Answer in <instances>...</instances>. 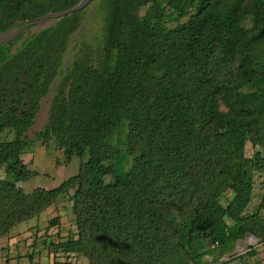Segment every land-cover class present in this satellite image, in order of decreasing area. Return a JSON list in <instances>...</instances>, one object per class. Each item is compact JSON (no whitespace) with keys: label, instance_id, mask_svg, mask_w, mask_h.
I'll list each match as a JSON object with an SVG mask.
<instances>
[{"label":"trees","instance_id":"trees-1","mask_svg":"<svg viewBox=\"0 0 264 264\" xmlns=\"http://www.w3.org/2000/svg\"><path fill=\"white\" fill-rule=\"evenodd\" d=\"M81 1L0 0V35L29 24L0 43V236L70 194L78 236L50 252L91 264H201L189 244L210 240L200 255L212 245L222 257L260 237L264 218L245 211L264 155L243 154L264 149V0H101V40L65 67L85 10L31 29ZM39 141L82 161L57 187L27 192L19 182L38 173L23 155Z\"/></svg>","mask_w":264,"mask_h":264},{"label":"rangeland","instance_id":"rangeland-1","mask_svg":"<svg viewBox=\"0 0 264 264\" xmlns=\"http://www.w3.org/2000/svg\"><path fill=\"white\" fill-rule=\"evenodd\" d=\"M81 9L85 10V16L82 24L70 37L69 48L65 55V67L73 61L80 47L83 45H97V42L101 40L102 37L103 18L106 14V7L103 1L91 0L78 10ZM146 10L147 8H143L142 14H144ZM57 18L60 17L48 18L41 23L37 20L33 23L31 30L37 31L46 27L54 23ZM19 28L1 34L0 43L5 39L12 38L26 27L20 30ZM56 85L57 82L53 84L49 94L42 100L35 123L29 132L30 136H34L35 133L39 132L47 123L52 101L56 93ZM258 150H261L264 155V149L248 143L243 155L246 159L250 160L256 158V152ZM23 160L31 170L37 171L38 173L25 182H19V186L23 187L27 192H31L37 187H44L46 189L57 187L64 180L78 173L82 161L78 156H74L70 161L67 160L63 149L59 148L53 141L48 143L42 141L37 142L34 150L23 155ZM4 176V168L0 166V178ZM253 180L252 200L247 206L245 214L251 215L258 213L264 218V168H257L254 172ZM233 195L234 193L232 191H227L220 198V202L226 206L233 198ZM72 206L73 202L69 194L60 197L55 204L43 211L38 218H35L36 222H33V226L31 227L35 237L33 241V246H35V248H40L42 251H51V244L53 242L57 243L58 241L78 236L76 218ZM228 223L232 224L233 221L229 219ZM180 224H182V222H180L179 225ZM204 243L205 246L200 249H198L197 244L193 246L190 244L188 245L189 249L198 253V259L201 260V264H219L222 261H227V264H244V262L247 264H264V233L260 237L255 236L252 238L247 234L244 238L238 239L235 243L230 245L229 252L222 257H220V255L218 256L219 250H216L212 245H210L212 251L206 255H200V253L209 248L208 244H210V240L204 241ZM237 249H239V253L235 252ZM248 251L251 253L249 252L246 254ZM239 255H242V257L237 258ZM231 258L234 259L232 262H230Z\"/></svg>","mask_w":264,"mask_h":264},{"label":"crops","instance_id":"crops-1","mask_svg":"<svg viewBox=\"0 0 264 264\" xmlns=\"http://www.w3.org/2000/svg\"><path fill=\"white\" fill-rule=\"evenodd\" d=\"M33 222L36 219L21 222L8 234L0 236V264H91L83 255L54 254L35 248Z\"/></svg>","mask_w":264,"mask_h":264},{"label":"water","instance_id":"water-1","mask_svg":"<svg viewBox=\"0 0 264 264\" xmlns=\"http://www.w3.org/2000/svg\"><path fill=\"white\" fill-rule=\"evenodd\" d=\"M89 1H91V0H82L77 6L71 8V9H69V10L63 11V12H59V13H49V14H47L46 16L42 17L40 20H38V22L41 23V22L47 20L48 18H52V17H54V18H55V17H62V16H65L66 14H71V13H73L74 11H76V10L82 8V7H83L87 2H89ZM28 25H29V24H26V25H24L23 27H26V26H28ZM23 27H20L19 30L22 29ZM248 236H249V237H252V238L255 237V236L252 235L251 233H248ZM235 252H236V253H239V249H237Z\"/></svg>","mask_w":264,"mask_h":264}]
</instances>
